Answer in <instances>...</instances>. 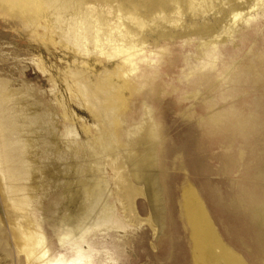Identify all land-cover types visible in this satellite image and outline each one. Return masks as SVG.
Masks as SVG:
<instances>
[{
    "label": "rangeland",
    "instance_id": "374dc122",
    "mask_svg": "<svg viewBox=\"0 0 264 264\" xmlns=\"http://www.w3.org/2000/svg\"><path fill=\"white\" fill-rule=\"evenodd\" d=\"M0 264H264V0H0Z\"/></svg>",
    "mask_w": 264,
    "mask_h": 264
},
{
    "label": "bare ground",
    "instance_id": "6f19581e",
    "mask_svg": "<svg viewBox=\"0 0 264 264\" xmlns=\"http://www.w3.org/2000/svg\"><path fill=\"white\" fill-rule=\"evenodd\" d=\"M84 91V90H83ZM82 91V92H83ZM85 94H88V93H85ZM87 96V95H86ZM90 96V95H89ZM91 97V96H90ZM87 99H88V97H87ZM93 99V98H92ZM92 99H90V101H92ZM85 101V100H84ZM145 123H146V121H145ZM147 126L149 125V124H146ZM145 125V126H146ZM150 126V125H149ZM144 131H146V136H144L143 134H144ZM144 131H143V134H141V135H139V136H137L136 137V141L138 140V141H141V139L143 138L142 137V135L144 136V140H145V137L147 138V139H151V133H152V130L149 128V127H146V130L144 129ZM146 142H147V140H146ZM150 142V141H149ZM144 147H145V143H144V145H143ZM148 146V145H147ZM134 154V153H133ZM150 159H151V162H153V163H149L147 160H150V159H147L146 161V163H149L150 164V166L152 165V167H155V158H154V154H152L151 155V157H149ZM145 163V164H146ZM144 166H146V165H144ZM150 166L148 167V165L146 166V168L148 167V168H150ZM153 169V168H152ZM150 171V170H149ZM152 171V170H151ZM151 171H150V173H151ZM145 175V174H144ZM138 177V176H137ZM155 175H153V173L152 174H150V175H147V176H144L142 179H143V183H144V187H145V192L147 193V195L150 197V198H152V202H153V209L154 208H156V205H157V200H156V198H155V195H154V186H152L153 185V182H154V180H155ZM141 179V180H142ZM92 195V194H91ZM95 200V199H94ZM154 212V211H153Z\"/></svg>",
    "mask_w": 264,
    "mask_h": 264
},
{
    "label": "crops",
    "instance_id": "0c3cea01",
    "mask_svg": "<svg viewBox=\"0 0 264 264\" xmlns=\"http://www.w3.org/2000/svg\"><path fill=\"white\" fill-rule=\"evenodd\" d=\"M198 153H199V149H198ZM197 153V154H198ZM220 194H221V192H219ZM218 192H217V194L218 195H220ZM221 197V196H220ZM222 197H223V195H222ZM221 197V198H222ZM239 213V215H241V217L243 218V215L245 214L244 212H238ZM243 220L245 221V219L243 218ZM246 222V221H245ZM231 234H232V236L234 237V239H235V237H236V235L238 234V230H234V231H231ZM242 245V244H241ZM244 246H245V244H243ZM246 248H247V251H248V249H250V248H253V249H255V251H254V255L256 254V251H257V249H258V247L257 248H255L254 246H250V247H248V246H245ZM250 251V253H253V251H251V250H249Z\"/></svg>",
    "mask_w": 264,
    "mask_h": 264
}]
</instances>
